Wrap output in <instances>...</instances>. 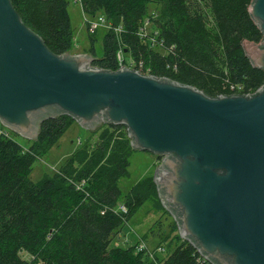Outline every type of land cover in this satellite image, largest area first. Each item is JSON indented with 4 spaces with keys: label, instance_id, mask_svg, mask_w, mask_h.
<instances>
[{
    "label": "trees",
    "instance_id": "obj_1",
    "mask_svg": "<svg viewBox=\"0 0 264 264\" xmlns=\"http://www.w3.org/2000/svg\"><path fill=\"white\" fill-rule=\"evenodd\" d=\"M79 2L84 14L103 15L120 28L104 34L101 54L95 33H89L88 52L96 67L117 70L122 50L126 64L128 59L143 62L142 73L196 87L212 97L252 94L264 85V70L252 66L242 47L245 39L258 43L263 38L248 12L252 0ZM12 3L53 53L71 52L74 29L68 0ZM74 122L68 115L45 118L29 148L0 135V264H214L178 233L162 245L163 258L150 257L136 245L112 246L150 194L161 204L150 177L123 195L119 181L128 173L133 151L123 126L102 125L91 132L98 134L95 142L87 139L52 174L38 182L31 179L34 162ZM121 204L126 212L119 209ZM172 226L178 231L176 222ZM22 251L32 258L23 259Z\"/></svg>",
    "mask_w": 264,
    "mask_h": 264
},
{
    "label": "water",
    "instance_id": "obj_2",
    "mask_svg": "<svg viewBox=\"0 0 264 264\" xmlns=\"http://www.w3.org/2000/svg\"><path fill=\"white\" fill-rule=\"evenodd\" d=\"M248 12L263 38L242 47L264 70V0ZM95 59L53 53L12 0H0V124L32 141L59 115L90 132L125 127L133 150L162 158L153 180L184 240L214 264H264V85L212 97Z\"/></svg>",
    "mask_w": 264,
    "mask_h": 264
},
{
    "label": "rangeland",
    "instance_id": "obj_3",
    "mask_svg": "<svg viewBox=\"0 0 264 264\" xmlns=\"http://www.w3.org/2000/svg\"><path fill=\"white\" fill-rule=\"evenodd\" d=\"M68 1L71 25L74 29V44L70 53L72 55L89 53L88 49L91 47L90 34L92 33L88 29L87 20L92 17L83 13L79 1ZM151 12L152 14L154 13L153 11ZM147 27H149L148 24ZM108 30L107 27L101 26L94 32L95 34H93V37L97 38L95 46L99 54L102 52L103 36ZM128 60L131 61L132 59ZM0 128L8 131L10 136L23 147H30L32 140L14 133L1 124ZM87 139H90L91 142H95L98 139V134L91 136V132L80 126L77 122L71 124L63 133L58 143L52 147L45 156L38 158L34 162L33 170L30 175L31 179L34 182H38L44 176L52 174L58 169L60 163L78 147H82ZM161 162V157H157L150 152L133 150L130 157L128 173L119 181V186L123 195L125 196L129 189L138 181L148 177L153 179L154 173L161 165ZM161 205L162 203L160 204L157 196H155V194H150L132 219L115 235L112 246L127 248L136 245L138 250H140L141 247L150 257L157 255L163 258L165 253L162 245H167L171 242L175 234H179V231L173 230L174 226H172V224L176 221L167 210L163 209L164 206L162 205V207ZM122 206L125 205L121 204L118 207L120 208ZM21 257L26 260L32 258L25 251L21 252Z\"/></svg>",
    "mask_w": 264,
    "mask_h": 264
},
{
    "label": "built area",
    "instance_id": "obj_4",
    "mask_svg": "<svg viewBox=\"0 0 264 264\" xmlns=\"http://www.w3.org/2000/svg\"><path fill=\"white\" fill-rule=\"evenodd\" d=\"M79 1V0H77ZM88 23V29L91 33H94L98 28H100L101 26L103 27H107L108 29H114L116 32L120 31V28H114L113 24L111 22H109L105 16L103 15H99L97 17H92L91 19L87 20ZM142 35L145 36L146 35V31L145 29H142ZM124 52L122 50H119L117 53V60H118V68H121L123 66H128L134 69H137L139 71H141V69L144 67L143 62H139V63H135L133 60L131 61H127L126 64V59L124 57ZM0 135H4V136H10L9 132L6 131L3 128H0ZM120 210H122L123 212H126V207L122 206L119 208ZM141 249V247H140Z\"/></svg>",
    "mask_w": 264,
    "mask_h": 264
}]
</instances>
